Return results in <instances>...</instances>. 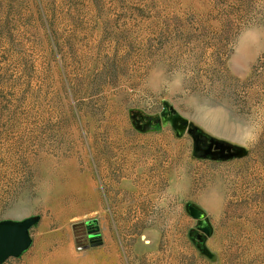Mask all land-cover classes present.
Segmentation results:
<instances>
[{
	"label": "rangeland",
	"instance_id": "rangeland-1",
	"mask_svg": "<svg viewBox=\"0 0 264 264\" xmlns=\"http://www.w3.org/2000/svg\"><path fill=\"white\" fill-rule=\"evenodd\" d=\"M165 102L248 155L134 127ZM32 216L3 264H264V0H0V221Z\"/></svg>",
	"mask_w": 264,
	"mask_h": 264
},
{
	"label": "water",
	"instance_id": "water-1",
	"mask_svg": "<svg viewBox=\"0 0 264 264\" xmlns=\"http://www.w3.org/2000/svg\"><path fill=\"white\" fill-rule=\"evenodd\" d=\"M134 127L141 132H148L154 130H161L166 126H171L176 135L181 137L185 134H190L195 137V133L199 132V128L192 124L189 119L182 116L170 103H164V109L157 117L148 116L142 112H134L132 114ZM207 153H210L215 146L218 153L217 157L221 160H230L235 158H242L248 155V150L243 146H234L228 143L211 139ZM191 213L194 217L200 219L196 231V237L200 240V250L211 256L212 253L206 246L208 236L211 234V228L205 220V213L191 207ZM40 221V217H28L20 221L3 220L0 221V264H3L11 257L22 256L32 245L33 239L31 236V229ZM199 230L203 231L200 234Z\"/></svg>",
	"mask_w": 264,
	"mask_h": 264
},
{
	"label": "flooded vegetation",
	"instance_id": "flooded-vegetation-1",
	"mask_svg": "<svg viewBox=\"0 0 264 264\" xmlns=\"http://www.w3.org/2000/svg\"><path fill=\"white\" fill-rule=\"evenodd\" d=\"M194 141H195L196 151L199 154L205 155L206 157L212 159L218 155V153L215 150V146H213V149L210 153H207V150L209 149L210 145H212V143L210 138H208L205 134L201 133L200 131L198 133H195ZM199 233L203 234L201 232Z\"/></svg>",
	"mask_w": 264,
	"mask_h": 264
}]
</instances>
